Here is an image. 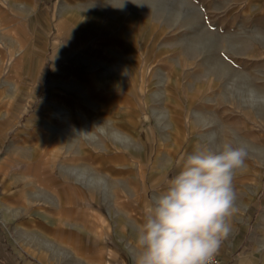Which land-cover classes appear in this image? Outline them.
<instances>
[{
  "label": "rangeland",
  "instance_id": "374dc122",
  "mask_svg": "<svg viewBox=\"0 0 264 264\" xmlns=\"http://www.w3.org/2000/svg\"><path fill=\"white\" fill-rule=\"evenodd\" d=\"M212 136L248 152L217 256L264 264V0H0V264H134Z\"/></svg>",
  "mask_w": 264,
  "mask_h": 264
},
{
  "label": "clouds",
  "instance_id": "9594fccd",
  "mask_svg": "<svg viewBox=\"0 0 264 264\" xmlns=\"http://www.w3.org/2000/svg\"><path fill=\"white\" fill-rule=\"evenodd\" d=\"M215 144L212 136L186 153L152 195L136 228L134 264H215L240 211L233 179L248 156L242 144Z\"/></svg>",
  "mask_w": 264,
  "mask_h": 264
},
{
  "label": "built area",
  "instance_id": "2783aa9c",
  "mask_svg": "<svg viewBox=\"0 0 264 264\" xmlns=\"http://www.w3.org/2000/svg\"><path fill=\"white\" fill-rule=\"evenodd\" d=\"M215 264H224V263H223V261L218 256H216V258H215Z\"/></svg>",
  "mask_w": 264,
  "mask_h": 264
},
{
  "label": "crops",
  "instance_id": "0c3cea01",
  "mask_svg": "<svg viewBox=\"0 0 264 264\" xmlns=\"http://www.w3.org/2000/svg\"><path fill=\"white\" fill-rule=\"evenodd\" d=\"M0 208H2L1 203H0Z\"/></svg>",
  "mask_w": 264,
  "mask_h": 264
}]
</instances>
